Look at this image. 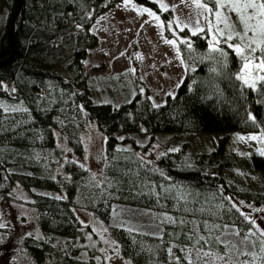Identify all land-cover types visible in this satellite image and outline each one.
<instances>
[{
  "label": "trees",
  "instance_id": "1",
  "mask_svg": "<svg viewBox=\"0 0 264 264\" xmlns=\"http://www.w3.org/2000/svg\"><path fill=\"white\" fill-rule=\"evenodd\" d=\"M117 1L82 0L81 6L73 0H23L13 25L16 53L9 60V28L19 0H0L7 13L0 30V98L22 101L29 110L23 117L0 114V200L10 199L14 185L22 183L33 196L42 232L40 237L25 235L23 247L36 264H109L80 257L83 250L92 254L94 247L85 244L97 237L75 214L81 204L105 221L133 264H188L189 245L226 251L234 246L225 237L228 223L244 237L254 232L249 238L254 242L259 232L229 198L264 203L263 155H233L226 150V136L211 150L190 152L188 163L185 154L168 153L150 162L139 151L157 134L264 133V88L253 91L235 78L241 61L231 49L221 44L227 56L220 57L210 51L204 33L193 36L175 24L170 30V9L161 10L155 0H135L160 15L168 37L176 31L192 41L194 53L180 44L189 68L174 98L166 95L156 104L160 107H154L147 87L118 103L93 102L82 60L99 41L91 25ZM51 92L54 98L45 96ZM86 118L106 137L102 180L83 164ZM147 136L145 144L138 142ZM243 165L261 189L236 192L231 187V173ZM40 188L63 194L57 199ZM190 256L193 264H206L196 254Z\"/></svg>",
  "mask_w": 264,
  "mask_h": 264
},
{
  "label": "rangeland",
  "instance_id": "2",
  "mask_svg": "<svg viewBox=\"0 0 264 264\" xmlns=\"http://www.w3.org/2000/svg\"><path fill=\"white\" fill-rule=\"evenodd\" d=\"M83 6L82 0H73ZM158 4L163 2L172 11L173 19L178 17L181 21L192 25L196 19L200 20L202 26L207 30L203 9L195 7L194 0H155ZM211 7L210 5H208ZM151 8L129 0H119L106 7L95 19L90 30L98 36V44L88 48L86 57L82 60V67L90 82V95L93 102L118 103L131 97L139 88H149L153 104H160L168 93H175L177 85L180 84L185 75V66L175 54L173 46L167 44L168 37L164 27L158 26L162 19L157 21L149 16L143 9ZM7 13L0 5V30ZM233 22H238L234 13H229ZM241 26V25H240ZM135 71H132V70ZM5 88L12 90L13 87L7 83ZM53 84L50 83L49 87ZM50 94V95H49ZM45 96L53 97V93ZM54 98V97H53ZM0 114L29 116V110L22 101L10 102L0 98ZM160 135V136H159ZM155 135L145 151H139L140 155L150 161L162 153L170 155L185 154L184 163L190 160V152L208 151L216 147L220 138L226 136V150L238 157L260 156L259 150L264 149V144L256 140L240 141L239 136H260L261 133L230 131L228 133H182L180 135ZM82 143L85 148L83 164L95 176L102 180L104 176L103 155L105 151L106 137L98 128L94 120L85 119V127L81 134ZM148 136L138 138V142L145 144ZM59 144L67 155L72 151L64 139L59 138ZM126 147V146H125ZM173 149H178L173 151ZM264 156V155H263ZM242 163H245L243 161ZM231 187L239 192L243 188L261 189V183L252 175L248 165L239 166L231 173ZM38 192L51 196L60 197V191L40 188ZM230 205H235L240 213L249 216L256 221L261 229H264V203L256 205L247 203L245 200L230 197ZM234 207V206H233ZM75 214L82 223L89 224L97 234L96 239L89 240L85 245L94 247L92 254L83 250L80 257L90 259L93 262L105 261L109 264H133L118 249L114 251L117 242L113 239L106 223L96 216L91 210H87L82 204L76 206ZM245 217V216H244ZM0 264H36L35 260L28 254L22 245L25 235L35 237L42 236L39 224L38 210L33 202V196L28 190L17 182L12 191L11 198L0 200ZM227 231V241H231L235 247L226 251L203 248L202 246H186L189 254L209 253L203 257L206 264H224L223 260L217 259V255L229 259L230 264H240L247 261L248 264H264V253L260 251L259 239L242 243L244 236L236 235V228L231 224H224ZM108 241V243H105ZM114 242V243H113ZM255 243V247L253 244ZM247 251L254 254L245 256L240 253ZM110 257V259H109Z\"/></svg>",
  "mask_w": 264,
  "mask_h": 264
},
{
  "label": "snow or ice",
  "instance_id": "3",
  "mask_svg": "<svg viewBox=\"0 0 264 264\" xmlns=\"http://www.w3.org/2000/svg\"><path fill=\"white\" fill-rule=\"evenodd\" d=\"M128 3L129 0H125V4L127 5ZM210 3L213 7L208 6ZM194 4L195 7L203 9L202 14L204 15L207 31H205V26L201 25L199 19H196L192 25H189L181 21L178 17L167 22L168 28L172 30V25L175 24L179 31L188 29L193 36L204 33L205 38L209 41L210 51L217 53L220 57L227 56V52L221 47V44L225 45L228 49H231L241 61L240 70L236 73L235 78L241 81L244 87L252 89L253 91H259L261 88H264V0H194ZM159 7L164 11L169 10V6L163 2L159 4ZM171 10L174 11L175 6H172ZM143 12H146L157 21L160 20V17L157 16L156 13L147 8L143 9ZM229 13H234L236 15V19L241 25L239 29H237L236 23L232 21ZM164 23L165 22H161L158 26L163 28ZM172 34L176 38L168 39L165 42L174 47L177 58L180 60V63L185 66V70L187 71L189 66L185 63V57L181 51L180 44H183L189 53H194L195 49L193 48L192 41L187 38L179 37L176 31H173ZM233 41H235V43H233ZM257 53H259V55ZM132 71L135 70L133 69ZM177 86L179 87V84ZM168 95L174 98L173 93H168ZM154 107H160V105L154 104ZM250 118L255 121V117L250 116ZM238 139L240 141L256 140L264 144V133H261L260 136H239ZM177 150L178 149H173V151ZM259 154L264 155V149H260ZM81 167H84V165H81ZM57 199H60V197H57ZM233 206L235 207V205ZM257 211L264 210L257 209ZM241 214L244 215L245 219L249 220V223L259 232L260 251L264 253V229L256 225V221L250 219L248 215L244 213ZM0 227H3V225H0ZM129 230L131 231V229ZM235 234L239 235L240 233L237 232ZM252 235H255V233L249 232L241 242L246 243ZM105 243H108V241H105ZM253 247H255V243H253ZM117 249L118 245H116L113 250L116 251ZM169 252H171V249H169ZM240 254L245 256L252 255L253 258H255L254 254L247 251ZM208 255L210 254L203 253V256H201L199 251L197 253L199 259H203V257ZM216 258L223 260L224 264H230V256L229 259H225L224 256L220 255H217ZM186 259L188 260V264H193L190 254H186ZM262 259H264V257H262ZM240 264H248V262L243 261L240 262Z\"/></svg>",
  "mask_w": 264,
  "mask_h": 264
},
{
  "label": "water",
  "instance_id": "4",
  "mask_svg": "<svg viewBox=\"0 0 264 264\" xmlns=\"http://www.w3.org/2000/svg\"><path fill=\"white\" fill-rule=\"evenodd\" d=\"M22 3H23V0H19V5H18V7H17V9H16V12H15L13 18H12L11 23H10L9 36H10V38H11V44H12V47H13V56H12L9 60H12V59L14 58L15 53H16V48H15V43H14V38H13V25H14V18H15V15H16L17 12L19 11L20 6H21ZM9 60H7V61H9Z\"/></svg>",
  "mask_w": 264,
  "mask_h": 264
}]
</instances>
